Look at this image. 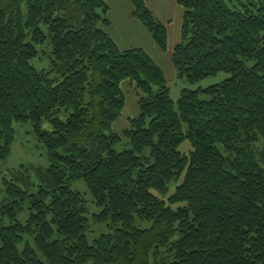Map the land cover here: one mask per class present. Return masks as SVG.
Returning <instances> with one entry per match:
<instances>
[{
    "label": "trees",
    "instance_id": "obj_1",
    "mask_svg": "<svg viewBox=\"0 0 264 264\" xmlns=\"http://www.w3.org/2000/svg\"><path fill=\"white\" fill-rule=\"evenodd\" d=\"M178 3L176 77H229L174 101L160 65L109 34L107 0H0V164L28 122L50 161L1 179L0 264H264V0ZM132 4L166 50L167 26ZM41 52L47 69L32 64ZM125 81L140 114L117 133Z\"/></svg>",
    "mask_w": 264,
    "mask_h": 264
},
{
    "label": "rangeland",
    "instance_id": "obj_2",
    "mask_svg": "<svg viewBox=\"0 0 264 264\" xmlns=\"http://www.w3.org/2000/svg\"><path fill=\"white\" fill-rule=\"evenodd\" d=\"M178 6H180V8L183 10V7L181 5L178 4ZM183 12L184 10L179 12V14H177V12H173L172 15L170 16L173 17L170 23L173 25L177 24L178 25L177 32L180 31L179 40L176 37L177 44L182 40L181 27L183 23ZM32 64L38 69H47L50 66V57L41 52L40 56L32 61ZM165 73L168 80V85L170 87L171 97L173 98L174 101L178 100L184 88H189V89L207 88L212 85L218 84L227 77H229L228 73L220 72L216 75L209 76L199 82L190 83L185 79H180L176 76H173V73L170 74V72L167 70H165ZM123 88L126 96L125 107L120 117H118V119L113 124V131L117 133H122L123 131L128 129L131 126V120L133 118L138 117L140 114V109L138 106V99H139L138 90L129 81L124 82ZM205 97L206 96L202 95V98ZM15 127H16V140L13 145L12 152L8 157V159L0 164V205L5 198L4 184L1 181L4 175L8 176V173L10 171H13L14 169H18L23 164L34 167H42V168H47L50 165L46 147L43 143L39 141L36 133L33 131L32 124L30 122L16 123ZM43 128L44 130H51V124L49 122H44ZM126 143L127 141H124L122 144H119L117 146V149L121 150L124 147H128V143L127 144ZM192 148L193 147L191 145V142L188 139L184 140L179 146V150L185 153H189ZM32 179L35 183L38 182V177L36 176L35 173L32 174ZM72 188L76 191L81 192L87 198L90 209V213L88 214V216L92 218L91 215L93 213L98 212L99 209L95 204H93L92 197L86 183L83 180L74 181L72 183ZM26 217H27L26 211L20 215V219L22 220L24 218L26 219ZM149 225L150 224L148 222L141 223V227H148ZM113 230L114 229L108 226V224L102 226H95L92 228L91 232L89 233V239L91 240L102 233L113 232Z\"/></svg>",
    "mask_w": 264,
    "mask_h": 264
},
{
    "label": "crops",
    "instance_id": "obj_3",
    "mask_svg": "<svg viewBox=\"0 0 264 264\" xmlns=\"http://www.w3.org/2000/svg\"><path fill=\"white\" fill-rule=\"evenodd\" d=\"M107 2L110 19L107 29L120 49L142 48L160 65L164 73L167 70L170 74L173 73V76H176L172 63V52L177 45L176 37L179 40L180 31L177 32V24L173 25L170 23L173 18L170 16L173 12L179 14V12L183 11L178 6V0H146L148 7L154 12L156 17L167 26L168 46L166 50H162L156 44L142 23L132 15V0H107Z\"/></svg>",
    "mask_w": 264,
    "mask_h": 264
}]
</instances>
